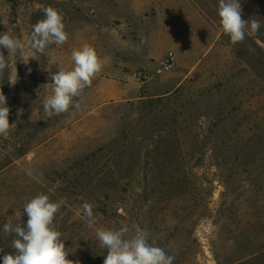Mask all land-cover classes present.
Here are the masks:
<instances>
[{
	"label": "rangeland",
	"instance_id": "1",
	"mask_svg": "<svg viewBox=\"0 0 264 264\" xmlns=\"http://www.w3.org/2000/svg\"><path fill=\"white\" fill-rule=\"evenodd\" d=\"M240 4L261 27L233 45L218 0H0V33L25 44L0 49L15 124L0 136V264L16 238L4 223H26L40 194L65 201L53 223L74 264H104L96 231L124 227L146 230L173 264H264V0ZM48 7L68 40L39 54L29 37ZM84 45L104 66L79 110L48 117L50 76ZM169 51L172 71L136 78Z\"/></svg>",
	"mask_w": 264,
	"mask_h": 264
},
{
	"label": "clouds",
	"instance_id": "2",
	"mask_svg": "<svg viewBox=\"0 0 264 264\" xmlns=\"http://www.w3.org/2000/svg\"><path fill=\"white\" fill-rule=\"evenodd\" d=\"M218 15L223 32L230 37L233 45L243 42L249 31L252 35H257L261 27L258 19H242L240 0H218ZM67 40L63 16L52 7L46 8L44 19L33 25L29 37L31 48L39 54H45L50 45H63ZM0 49H6L8 56L17 52L23 55L25 44L19 38L4 32L0 33ZM7 57L0 51V72L8 67ZM72 60V70H59L50 76L54 85L53 95L46 98L43 105L48 117L66 113L71 108L79 110L83 101L81 99L74 103V100L92 85L93 79L104 66V61L96 50L88 45L73 50ZM13 75L17 76L16 69ZM6 105L7 97L0 91V136L7 135L15 126L9 122L11 110ZM64 203L63 199L52 202L48 195L40 194L24 206L26 223H4L3 231L14 234L16 238L12 242L14 251L3 256V264H74L67 258L69 252L53 223ZM82 208L84 222L88 228H92V206L85 202ZM128 233L127 227L96 231L98 247L106 251L104 264H173V256L167 255L163 248L149 244L150 234L146 230L137 227L130 238Z\"/></svg>",
	"mask_w": 264,
	"mask_h": 264
},
{
	"label": "built area",
	"instance_id": "3",
	"mask_svg": "<svg viewBox=\"0 0 264 264\" xmlns=\"http://www.w3.org/2000/svg\"><path fill=\"white\" fill-rule=\"evenodd\" d=\"M176 65V56L173 52H167L164 57L158 62L153 73L150 72H139L135 76L138 79L149 80L155 76L168 73L174 69Z\"/></svg>",
	"mask_w": 264,
	"mask_h": 264
}]
</instances>
